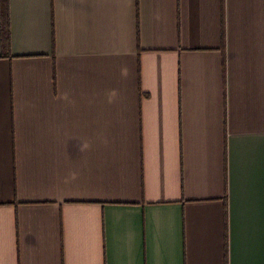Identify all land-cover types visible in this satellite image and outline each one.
I'll use <instances>...</instances> for the list:
<instances>
[{"label": "crops", "instance_id": "crops-1", "mask_svg": "<svg viewBox=\"0 0 264 264\" xmlns=\"http://www.w3.org/2000/svg\"><path fill=\"white\" fill-rule=\"evenodd\" d=\"M0 264H264V0H0Z\"/></svg>", "mask_w": 264, "mask_h": 264}, {"label": "trees", "instance_id": "trees-1", "mask_svg": "<svg viewBox=\"0 0 264 264\" xmlns=\"http://www.w3.org/2000/svg\"><path fill=\"white\" fill-rule=\"evenodd\" d=\"M10 39V28H9V22L7 23L6 27V40L9 41Z\"/></svg>", "mask_w": 264, "mask_h": 264}]
</instances>
